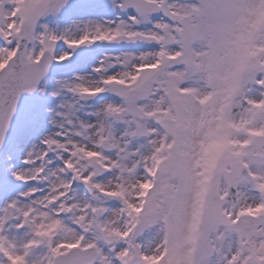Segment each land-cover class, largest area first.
Masks as SVG:
<instances>
[{"label":"snow or ice","instance_id":"1","mask_svg":"<svg viewBox=\"0 0 264 264\" xmlns=\"http://www.w3.org/2000/svg\"><path fill=\"white\" fill-rule=\"evenodd\" d=\"M0 264H264V0H0Z\"/></svg>","mask_w":264,"mask_h":264}]
</instances>
